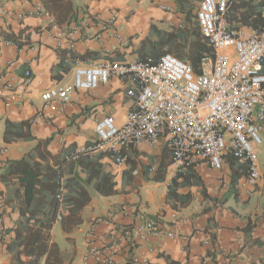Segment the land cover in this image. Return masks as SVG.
<instances>
[{
    "label": "crops",
    "instance_id": "1",
    "mask_svg": "<svg viewBox=\"0 0 264 264\" xmlns=\"http://www.w3.org/2000/svg\"><path fill=\"white\" fill-rule=\"evenodd\" d=\"M71 1L74 10H78V22L59 21L56 14H50L42 6L41 0H0V89L5 95L0 100V158L5 161L0 172V198L3 223L11 233V240L20 215L16 197L18 182L4 175L8 163L30 155L32 162L52 171L61 168L65 183L76 174L86 178L80 168L73 169L64 157L96 139L94 128L100 119L112 116L122 125L131 105L124 85L115 79L92 93L76 91L70 103L53 102L46 110L42 93L53 86L72 83L74 57L96 63L157 59L169 48L165 40L176 39L173 33L187 24L186 14L180 11L176 0ZM256 1L230 0V25L248 33L255 31L245 24V19L246 11L250 10L246 4L255 5ZM190 2L195 14L199 0ZM38 5L43 8L40 15L18 18ZM2 11L5 16L1 15ZM114 14L116 26L129 37L128 45H117L107 33L99 40L85 37L84 29L96 32L95 25ZM193 21L196 22L194 17ZM249 22L257 25L255 19ZM73 26L80 33L73 41L74 51L70 52L69 37L60 38L59 34L69 33ZM7 34L19 36L21 39L17 40L23 46L6 41ZM26 71H31L33 77L24 84ZM21 88L25 94L18 99ZM6 121H31L36 140L6 144L3 139ZM261 135L264 139V128ZM50 138L51 142L36 149L38 142L44 143ZM4 149L8 150L6 154L1 153ZM125 155L126 162L121 166L110 156L100 160L103 171L114 176L116 195L105 197L92 192L89 204L82 211V224L69 233L59 221L54 223L50 232L52 243L63 253L64 264H70L68 254L73 250L76 251L73 264H80L89 241L105 247L117 264H125L132 257L138 259V264H169L166 256L177 264H264L263 162L259 163L261 178L255 186L245 185V178L240 180L238 198L227 195L228 160L221 171H212L206 164L192 169L193 177L202 186L175 188L179 195H191V200L183 205L168 199L175 176L170 172L172 156L166 146L128 150ZM124 205L145 212L162 228L173 232L175 239L164 235L157 240L140 241L135 236H127L125 232L132 230L135 214L124 216L121 213ZM249 221L252 230L245 231ZM7 245H0V264L12 259Z\"/></svg>",
    "mask_w": 264,
    "mask_h": 264
},
{
    "label": "built area",
    "instance_id": "2",
    "mask_svg": "<svg viewBox=\"0 0 264 264\" xmlns=\"http://www.w3.org/2000/svg\"><path fill=\"white\" fill-rule=\"evenodd\" d=\"M231 6L230 0H199L194 19L213 55L202 58L198 72L169 53L158 59L132 62L96 63L74 57L72 83L44 91L41 95L44 110L53 102L68 104L76 91L92 93L113 79L124 85L131 105L122 125L112 116L100 119L94 128L96 139L65 156L64 161L77 162L82 157L104 154L121 166L127 159L124 151H143L163 144L171 152L170 172L175 177L202 164L212 171H221L226 160L234 158L249 167V177L244 184L255 186L261 178L257 148L263 143L261 131L264 128V11L261 28L248 33L230 25ZM42 9L38 5L19 14L18 18L38 16ZM1 15L6 13L2 11ZM116 24L114 14L95 25L96 32L84 29V35L87 39L99 40L107 33L117 45H128L129 37ZM79 33L78 27L73 26L69 33L59 34L60 38L69 37L67 49L70 52L75 49L73 41ZM32 77L33 73L26 71L24 84ZM21 89L18 99L25 94ZM4 96L0 89V100ZM15 98L16 95L11 99ZM7 151L4 149L1 153ZM4 166L5 161L0 158V172ZM64 184L61 178L57 194L60 201L64 197ZM2 209L0 198V245L5 246L11 240V233L5 229ZM121 213L124 216L135 214L132 230L125 232L129 237L148 241L166 235L175 239L173 232L162 228L143 211L124 205ZM138 262L132 258L130 264ZM80 264L117 263L105 247L89 241Z\"/></svg>",
    "mask_w": 264,
    "mask_h": 264
},
{
    "label": "trees",
    "instance_id": "3",
    "mask_svg": "<svg viewBox=\"0 0 264 264\" xmlns=\"http://www.w3.org/2000/svg\"><path fill=\"white\" fill-rule=\"evenodd\" d=\"M41 3L50 14H56L59 21L78 22V10H74L71 0H41ZM176 3L180 11L186 14L187 24L184 29H178L176 33H173L176 39L165 40L169 42V48L159 54L157 59L166 53L173 54L198 72L202 58L212 56L213 52L202 39L197 23L193 21L194 8L190 0H176ZM246 5L250 10L246 11L245 24L259 30L262 26L264 0H257L255 5L248 3ZM249 19H255L257 25L249 22ZM4 39L20 48L23 46L17 40L21 39L19 36L7 34L4 35ZM31 128V121L20 123L6 121L4 142L13 144L20 140H36ZM51 140L50 138L44 143L38 142L36 149L41 148L43 144H48ZM104 156L106 155L102 154L94 158L82 157L77 162H71V167L80 168L81 172L86 174V178L76 174L66 181L62 201L57 199L60 179L63 178L61 168L52 171L48 167L32 162L30 155L8 163L4 175L18 182L16 197L20 219L16 228L13 229L14 238L7 245V251L13 255L17 264H42V261L44 264H64L63 253L56 243H52L50 232L54 223L59 221L63 230L69 233L82 224V211L89 204L92 192L105 197L117 194L114 176L103 171L100 160ZM227 160L230 165V187L227 195L238 198L239 182L249 177V167L246 163L234 158ZM189 171L183 176L177 175L171 182L168 199H172L175 204L184 205L191 200L189 193L179 195L175 188L202 186V183L193 177L191 170ZM244 230H252L250 221ZM131 254H133L132 251ZM161 256L164 257V255ZM166 258L169 264H177L171 261L169 256Z\"/></svg>",
    "mask_w": 264,
    "mask_h": 264
},
{
    "label": "rangeland",
    "instance_id": "4",
    "mask_svg": "<svg viewBox=\"0 0 264 264\" xmlns=\"http://www.w3.org/2000/svg\"><path fill=\"white\" fill-rule=\"evenodd\" d=\"M261 137H262V135H261ZM1 139H2V137H1V133H0V140ZM262 139H263V137H262ZM262 148L264 151V139H263V144L257 148V157H258L259 163L260 162L264 163V152H261ZM75 257H76V251L75 250H73L71 253L68 254V259H70V264H73ZM7 264H17V262L13 259V256H12V259L8 260Z\"/></svg>",
    "mask_w": 264,
    "mask_h": 264
}]
</instances>
